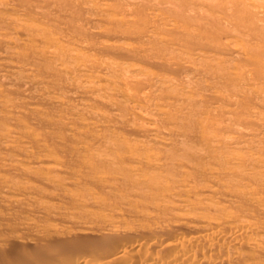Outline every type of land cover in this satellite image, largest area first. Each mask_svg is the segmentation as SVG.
<instances>
[{"label": "bare ground", "instance_id": "6f19581e", "mask_svg": "<svg viewBox=\"0 0 264 264\" xmlns=\"http://www.w3.org/2000/svg\"><path fill=\"white\" fill-rule=\"evenodd\" d=\"M15 85L0 202L51 222L1 264H264V0H0Z\"/></svg>", "mask_w": 264, "mask_h": 264}, {"label": "rangeland", "instance_id": "374dc122", "mask_svg": "<svg viewBox=\"0 0 264 264\" xmlns=\"http://www.w3.org/2000/svg\"><path fill=\"white\" fill-rule=\"evenodd\" d=\"M50 9V8H49ZM46 10V9H45ZM52 12V11H51ZM50 15L52 16H54V15H56V13H50ZM51 16H49V19H51L50 17ZM57 16V15H56ZM53 19L52 20H50V22L51 21H53L54 20V18L55 19H57L58 20V18L57 17H52ZM53 22H55V23H57L56 22V20H54ZM84 22L85 21H82L81 23H83L84 24ZM50 24H52V22L50 23ZM55 25V24H54ZM86 25H90L89 23H87ZM87 27H89V26H87ZM58 83H60V81L58 82L57 81V83L56 84H58ZM61 84V83H60ZM17 86V87H16ZM53 86V85H52ZM55 86V85H54ZM54 86L52 87V88H54ZM57 86V85H56ZM13 87H16L17 89V91L19 92V94H18V92H17V94H16V92L15 91H13V93H12V91L11 92H6L7 94H2V97H1V99H0V103H1V101L3 102V100L2 99H9V100H11V101H13V102H15V103H25V105H28V101H26V98H25V96L23 97V93H21L20 94V92H22V91H25L24 90V88L25 87H23V86H19V85H15V86H13ZM27 88V87H26ZM13 90H15L14 88H13ZM63 90V89H62ZM62 90H60V91H62ZM66 90V89H65ZM64 91V90H63ZM62 91V92H63ZM67 91L69 92L70 90L68 89V90H66L65 92V94H66V96H67V94L68 95H70V93H67ZM59 92V91H58ZM61 92V93H62ZM10 93V94H9ZM64 93V92H63ZM62 93V94H63ZM5 96V97H4ZM23 97V98H22ZM68 97V96H67ZM25 101H24V100ZM76 102L75 103H77L78 101H82L80 98H76V97H74L73 98ZM79 99V100H78ZM73 100V101H74ZM33 101V100H32ZM27 102V103H26ZM35 102V101H34ZM36 102H39L38 103V105L37 104H35V105H37V106H41V108L40 109H42L43 110V112H45V113H47V114H49L50 116H53L54 118L57 116V115H61V114H65L66 112H67V114L70 112V113H72V112H75V110H72V112L69 110V109H66V107L65 108H63V107H61V108H59L58 110L57 109H55L56 107H51L49 104L47 105V104H44V102H40V101H36ZM83 102V101H82ZM81 102V103H82ZM84 104H86L85 103V101L83 102ZM77 105H80V104H78L77 103ZM39 106V107H40ZM63 109V110H62ZM61 110V111H60ZM68 110V111H67ZM60 111V112H59ZM66 111V112H65ZM58 113V114H57ZM60 113V114H59ZM51 114H53V115H51ZM20 120V119H19ZM24 120V119H23ZM26 120H28L27 118H26ZM30 121V120H29ZM140 121V120H139ZM31 122V121H30ZM31 123H34V121L33 122H31ZM30 123V124H31ZM35 124V123H34ZM33 124V125H34ZM1 125V124H0ZM37 125V124H36ZM33 126V130H32V128L30 127V132L32 131H34V134L35 133H40V135L41 134H45L46 133V131H47V129L46 128H49V127H46V126H44V127H46V128H43V126L42 125H37V126ZM40 126V127H39ZM1 127V126H0ZM50 130H48V132H49ZM47 132V133H48ZM46 133V134H47ZM33 134V133H32ZM50 134V133H49ZM54 139H48V144L49 145H51V143H52V141H53ZM56 141V140H55ZM4 155V153L3 152H1L0 151V158H2L3 157V155ZM5 158L6 157H8V156H4ZM3 157V158H4ZM6 159H8V158H6ZM23 178V177H22ZM22 178H20V180L22 181V182H24L25 181V179L23 180ZM20 180H18V181H20ZM39 202L41 203V202H48L49 204H53V205H59V201H57V200H51V199H49V198H40V199H38V201H37V204H39ZM31 204H33V203H31ZM35 204V203H34ZM33 204V205H34ZM37 206V205H36ZM35 206H33V208H34ZM13 211V212H12ZM8 212V213H7ZM12 212V214H9V213H11ZM23 211H21V210H19V209H16V208H14V209H12V210H10V212L9 211H6V210H4V207L2 206V204H1V202H0V243H2L3 245H5V244H8L7 246H6V248H7V251H9L8 250V248L10 249V253H6L7 255L6 256H10L9 254H11L12 253V255H14V256H22V251H23V254H24V256H26L27 254H28V256L30 255V254H32L31 256H34V255H36L37 256V254L38 255H40V254H42V255H44V256H39V257H44L45 259H46V253L41 249L40 251H36V250H38L37 249V246H36V244H37V242H34L32 239L31 240H27V242H26V240L24 241L23 239H30L29 237H27V235L28 234H25V233H28L27 231H24V230H20L19 229V227H18V231H17V226H19L18 224H19V222L21 223V221L23 222V221H25V222H29L30 221V218H31V220L32 221H37L38 222V224L39 225H42V224H44V223H50L51 222V220H48L47 218H45V217H42L43 215H31V214H26L25 212H23ZM36 216V217H35ZM27 219H29V220H27ZM27 220V221H26ZM14 227H15V229H14ZM20 230V231H19ZM18 233H19V235H21L22 234V236H19L20 238H21V240H20V238L18 237ZM16 235H17V237L19 238H17L16 237ZM24 235H26V236H24ZM15 236V239L13 238ZM23 236H24V238H23ZM26 237V238H25ZM13 238V239H12ZM17 238V239H16ZM19 240V241H18ZM12 241V242H11ZM20 241H22L23 243H20ZM30 243H29V242ZM35 243V244H34ZM23 244V245H22ZM27 244V245H26ZM30 244H32V245H30ZM38 247H39V244H38ZM21 249V250H20ZM20 250V251H19ZM33 250H35V251H33ZM43 251V252H42ZM39 252H40V254H39ZM42 252V253H41ZM33 253H34V255H33ZM37 253V254H36ZM48 257V256H47ZM1 258V263L3 262L4 263V257H0ZM6 259V258H5ZM0 263V264H1ZM42 264V263H41Z\"/></svg>", "mask_w": 264, "mask_h": 264}]
</instances>
